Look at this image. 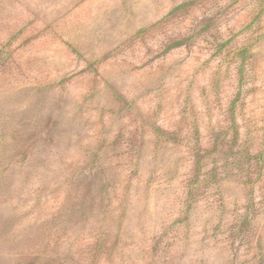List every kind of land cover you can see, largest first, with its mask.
Instances as JSON below:
<instances>
[{
  "label": "rangeland",
  "instance_id": "374dc122",
  "mask_svg": "<svg viewBox=\"0 0 264 264\" xmlns=\"http://www.w3.org/2000/svg\"><path fill=\"white\" fill-rule=\"evenodd\" d=\"M0 264H264V0H0Z\"/></svg>",
  "mask_w": 264,
  "mask_h": 264
}]
</instances>
